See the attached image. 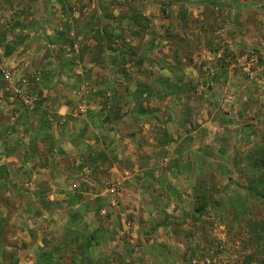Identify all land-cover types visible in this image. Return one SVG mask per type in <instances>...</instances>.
Listing matches in <instances>:
<instances>
[{"label":"rangeland","instance_id":"rangeland-1","mask_svg":"<svg viewBox=\"0 0 264 264\" xmlns=\"http://www.w3.org/2000/svg\"><path fill=\"white\" fill-rule=\"evenodd\" d=\"M205 259L264 264V0H0V264Z\"/></svg>","mask_w":264,"mask_h":264},{"label":"crops","instance_id":"crops-1","mask_svg":"<svg viewBox=\"0 0 264 264\" xmlns=\"http://www.w3.org/2000/svg\"><path fill=\"white\" fill-rule=\"evenodd\" d=\"M25 147V146H24ZM11 149L14 151V150H17L18 149V147H17V144H16V142H14V146L12 145L11 146ZM37 154H35V155H32V156H30V155H26L24 158H19L18 159V161H20L21 163H26V165H27V163H29L31 160H34L35 161V157H37L36 156ZM35 156V157H34ZM32 157H34V158H32ZM79 160V159H78ZM75 170H65V171H57L58 173H56V168L54 169V170H52V173H49V172H44V171H42V172H39L38 173V178L39 177H41V175L40 174H46L47 175V173L51 176V175H53V177H57V180H54L53 179V182H52V184L50 185V191L46 194V196H47V198H45L44 200H45V202H46V205L47 206H49V207H51L52 209L54 208V207H56V205H62L63 204V202L64 201H62L64 198H63V195H65V193L64 192H68V189H69V185H68V182L67 181H62V179L61 178H58V177H62V176H64V178L65 177H69V176H71L72 175V173L74 172ZM44 174V175H45ZM69 174V175H68ZM68 175V176H67ZM52 178V177H51ZM66 179V178H65ZM56 182H58V184L59 185H61L62 187L61 188H57L56 187V185L54 184V183H56ZM35 192V191H34ZM36 195H38L39 194V192H36L35 193ZM78 195H80V193H78ZM44 196V195H43ZM81 196V195H80ZM77 207V209L80 207L79 205L78 206H76ZM84 214V213H83ZM86 214V213H85ZM187 219V218H189V217H183V218H176V219H179V221H175V220H173L174 222H180V221H182V220H184V219ZM181 219V220H180ZM146 220V219H145ZM170 224V223H169ZM150 231H152V233H155L156 231H158V227H155V228H152ZM150 231L147 233V232H143V231H139V237L141 236H143V237H145V235H150ZM139 241H140V238H139ZM165 246V244L163 243V247Z\"/></svg>","mask_w":264,"mask_h":264},{"label":"trees","instance_id":"trees-1","mask_svg":"<svg viewBox=\"0 0 264 264\" xmlns=\"http://www.w3.org/2000/svg\"><path fill=\"white\" fill-rule=\"evenodd\" d=\"M175 1H179V0H175ZM253 198H255V199H259V197H257V196H255V197H253ZM197 213H198V218H201V216L204 214V209H198L197 210ZM189 218H191L192 220L194 219L193 218V216H191V217H189ZM175 220V221H179V219H176V218H169V217H166V224H169V222H170V220ZM181 220V219H180ZM195 220H198V219H195ZM101 260H106V259H104V258H102ZM100 261L99 260H97V261H95V263L94 264H98Z\"/></svg>","mask_w":264,"mask_h":264},{"label":"built area","instance_id":"built-area-1","mask_svg":"<svg viewBox=\"0 0 264 264\" xmlns=\"http://www.w3.org/2000/svg\"><path fill=\"white\" fill-rule=\"evenodd\" d=\"M199 264H219V262L216 259H213V260L205 259L202 262H200Z\"/></svg>","mask_w":264,"mask_h":264}]
</instances>
